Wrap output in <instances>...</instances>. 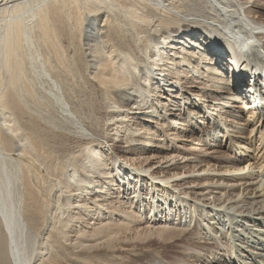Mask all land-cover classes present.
<instances>
[{"label": "bare ground", "instance_id": "1", "mask_svg": "<svg viewBox=\"0 0 264 264\" xmlns=\"http://www.w3.org/2000/svg\"><path fill=\"white\" fill-rule=\"evenodd\" d=\"M145 30L153 36L140 37ZM72 49L106 93L93 114L57 80ZM43 99L54 127L77 138L75 151L56 150L71 164L61 193L72 222H45L30 184L17 193L25 164L1 152L0 222L12 264L47 263L58 233L90 253L137 242L143 264H264V0H0V149L35 160L40 141L21 118L40 114ZM99 125L112 130L103 136ZM35 212L56 241L35 236Z\"/></svg>", "mask_w": 264, "mask_h": 264}, {"label": "rangeland", "instance_id": "2", "mask_svg": "<svg viewBox=\"0 0 264 264\" xmlns=\"http://www.w3.org/2000/svg\"><path fill=\"white\" fill-rule=\"evenodd\" d=\"M210 24H213V25H216V26H218L220 29H221V31H222V34L223 35H225V30H226V27L225 28H222L221 27V25H218V24H215L214 22H209ZM151 33H154V32H151V31H149V30H145L144 31V34L142 35H140V37H149V35L150 36H153ZM117 38H118V35L119 34H114ZM136 35V32L134 33V36ZM145 35V36H144ZM127 36H131L130 34H128ZM154 36H155V34H154ZM119 37H123V35H122V33H120V35H119ZM128 40L130 39V37H128L127 38ZM133 42V40L131 41V43ZM111 44V43H110ZM110 44H109V46L108 47H110ZM112 45V44H111ZM76 49V48H75ZM74 49H72V51L70 52H68V55H69V58L67 57V59H68V61L66 62L67 64L65 65V72L61 75V76H58L57 78V80H58V82H60V84H61V86L63 87V90H64V92H65V94H66V96H69L71 99H73V100H75L76 102H80V103H84L85 104V102L86 103H88V104H85L84 105V108L85 109H89V111L88 110H86V111H88L89 113H92L93 111H95V108L96 107H98V104H100V100H99V98L97 99V97H99V96H105L106 95V93L102 90V89H99L96 85H94L93 84V82H91L90 80H89V78H87V77H89V74H87V71H86V66H85V63H84V58H83V55L81 54V51L78 49V50H74ZM73 54V55H72ZM72 61H73V63H72ZM67 68V69H66ZM70 68V69H69ZM72 75H71V74ZM32 74H33V76H34V80H35V83H36V85L38 86V85H40V83H42L43 81H41L40 80V78L38 77V75H36L33 71H32ZM74 76V77H73ZM79 78V79H78ZM63 79V80H62ZM66 79H68V80H66ZM88 79V80H87ZM68 82V83H67ZM92 84H91V83ZM94 87H93V86ZM9 85H7L6 87H8ZM44 86V85H43ZM46 86L47 85H45V89H48V88H46ZM48 87V86H47ZM39 88V90L37 91V95L38 96H46V93H44V92H47V91H45L43 88V90L42 89H40V87H38ZM70 88H71V90H70ZM68 89V90H67ZM96 90L98 91V92H96ZM40 91H41V94H39L40 93ZM44 91V92H43ZM39 92V93H38ZM103 92V93H102ZM77 96H83L84 98H83V100H82V98L80 97H77ZM95 96V97H94ZM79 99V101H77V99ZM87 98V99H86ZM80 99H81V101H80ZM94 101V102H96L97 100V104L95 103V104H93L92 102V100ZM92 102H91V101ZM96 100V101H95ZM82 101H84V102H82ZM95 106H93L92 104ZM39 104H42L41 105V107L39 108L40 109V114H37V115H32L28 110H25L24 112H25V114L24 113H22V118H21V122L22 123H24L25 124V127L26 126H31V127H33V128H35V130H36V133H34L35 135H33L34 137H33V139L34 140H38V141H40V144L38 145L39 147H37L38 149L37 150H39L38 151V154H40V155H36L35 154V156H36V158H35V160H37L36 162H38V165H37V163L35 162V160H33V161H31V160H28L26 157H22L21 156V154H20V152L19 151H17V150H15V149H8V148H3V150L2 149H0V154H1V152L6 156V157H8V159L6 158V160L7 161H13V163L14 164H12V163H10L11 165H15V164H17V163H24L25 165V168H20V173H21V171H23V169H25V171L26 172H29L28 174H29V176H28V174H27V177H26V181L27 182H23V177H22V179H21V183H20V185H17L16 186V190H17V193H20V194H24V192H25V190L27 189V184L29 183L30 185V187H31V191L32 192H34L35 193V195L34 196H39L40 198H38L39 200H37L36 201V199H35V201H34V203L35 204H39V205H41V206H44V209L46 210V211H44V213L46 212V214L45 215H47L48 216V214L50 215V216H48V218H45V222H46V220L47 219H49L50 218V221H52L53 223H55V224H53V225H55L57 228H59L57 225H60V223L62 224L63 223V221H65L64 222V225L65 226H67V224H69L68 222L70 221V222H72L71 221V219H68L69 217H67V215H68V212L69 211H71V209H66V208H68V206H64V203H65V199L67 200V192L66 191H64L63 193H61L62 191H63V189L62 188H64L65 187V184L63 183V182H65L66 183V180L68 179V176L71 174V167H69V164L70 163H68V161H67V154H63V152L62 151H60V152H56V150L58 151L59 149H61V147H64V148H66V149H71V150H73V151H75L76 150V147H77V138H76V136L74 137L73 135H71L68 131H67V127L66 126H58V125H55V127H54V122H50V120H49V117H50V114L52 115L54 112L53 111H47L46 112V109H47V106H49V105H47V103H46V101H44V99L43 100H41V102L40 103H38V105ZM48 104H49V101H48ZM91 104V105H90ZM88 108H87V107ZM90 106V107H89ZM50 107H52V106H50ZM93 108H94V110H93ZM90 109H92V110H90ZM135 111H137V110H135ZM49 112H51V113H49ZM49 113V114H48ZM59 112H56V115L54 116L55 118H54V120H58L57 122H60V123H62L63 124V119H62V117H60V114H58ZM47 114V115H46ZM93 114V113H92ZM41 115V116H40ZM59 115V116H58ZM123 115V114H122ZM121 114H120V116L118 117V118H121V116H122ZM114 116V118L116 117V115H113ZM62 120V121H61ZM243 118L242 119H240L239 121L240 122H243ZM42 121H44L43 123H42ZM0 122H2V120L0 121ZM48 122V123H47ZM47 123V124H46ZM114 123H116L115 125H118L119 124V122H117V121H115ZM48 125V126H47ZM64 125V124H63ZM98 125V124H97ZM44 126V127H43ZM100 125H99V129H100ZM253 127L252 126H250V127H248V129L249 130H245L244 132H245V136L246 137H249L250 136V134H251V132H249L251 129H252ZM109 129L110 130V132H111V130H112V126H110L109 128H107V127H105L104 129L101 127V132L102 133H104V135L103 136H107V133H109V130L107 131V130ZM50 132H52V133H50ZM112 132H114V131H112ZM115 132L116 133H118V131L117 130H115ZM159 135V134H158ZM157 135V136H158ZM39 137V138H36V137ZM40 137H43V138H40ZM48 137V138H47ZM52 137H54V138H52ZM56 138V139H55ZM226 138L228 139L229 138V135L228 136H226ZM53 139V140H52ZM43 140V141H42ZM50 142H52V143H49V141ZM45 141H48V142H45ZM74 141H75V143H74ZM58 142V143H57ZM47 143V144H46ZM54 143H55V145H54ZM72 143V144H71ZM45 145V146H44ZM47 145H49L48 147H47ZM51 145V146H50ZM71 145H73L74 147H72ZM2 146V145H1ZM41 146V147H40ZM53 146V147H52ZM54 147H55V150H52V151H54V152H56L55 153V155H57V156H55L53 153L54 152H52V151H50L51 149H54ZM56 147H57V149H56ZM227 145H226V148L225 149H223L225 152H226V155H228V154H231V152L227 149ZM1 148V147H0ZM45 148V149H44ZM41 149H43V151H40ZM47 149V150H46ZM7 150V151H6ZM46 150V151H45ZM50 151V152H49ZM10 152H13V153H10ZM45 152V153H44ZM47 152H48V154H47ZM95 152V148L93 147V148H91L90 150H88L87 151V153L89 154V155H91L92 156V153H94ZM51 153V154H50ZM113 153V152H112ZM10 154V155H9ZM44 154V155H43ZM50 154V155H49ZM42 155V156H41ZM46 155H48L49 156V159L47 158L48 156H46ZM52 155V156H51ZM43 157V158H42ZM124 157V156H123ZM122 157V160H124L125 161V159ZM11 158V159H10ZM16 158V159H15ZM49 160H47V159ZM53 158V159H52ZM15 159V160H14ZM34 159V158H33ZM44 159V160H43ZM17 160V161H16ZM19 160V161H18ZM21 160H23V161H21ZM45 160H46V162L48 161V163H44L45 162ZM15 161H16V163H15ZM247 161H249V160H246V163H247ZM28 163H30L29 165H28ZM39 163H40V165H39ZM41 163H43V164H41ZM67 163V164H66ZM35 164V165H34ZM48 164V166L50 167L49 168V170H47V169H44V167H45V165H47ZM51 164V165H50ZM19 164H17V166H18ZM28 165V166H27ZM37 165V166H36ZM41 165H43V166H41ZM56 165V166H55ZM71 165V164H70ZM30 166V167H29ZM40 166V168H38ZM48 166H46V167H48ZM62 166H64V167H62ZM30 168V169H28V168ZM31 167L32 168H34V169H31ZM52 167V168H51ZM69 167V168H68ZM27 168V169H26ZM57 168V169H56ZM129 168V167H128ZM55 169V170H54ZM30 170V171H29ZM46 170V171H45ZM35 171V172H34ZM49 171V172H48ZM57 171V172H56ZM59 171H62V172H60L59 173ZM181 172V171H180ZM52 173H53V175H52ZM64 173H65V175H64ZM34 174V175H33ZM50 174V175H49ZM33 175V176H32ZM38 175V176H37ZM46 176V177H45ZM38 177V178H37ZM32 178V179H31ZM36 178H37V180H36ZM44 178V179H43ZM51 178H52V180H51ZM43 179V180H42ZM64 179H66V180H64ZM44 180H46V181H48V182H46V181H44ZM38 183H36V182ZM44 181V182H43ZM54 181V182H53ZM80 181V179H78V182ZM81 181H83V180H81ZM91 181H93V180H91ZM35 182V183H34ZM46 182V183H45ZM131 182L133 183V180H131L130 179V181L128 182V183H130V185H131ZM47 183H48V185H47ZM26 184V185H25ZM33 184V185H32ZM45 184V185H44ZM64 184V185H63ZM80 184H83L82 182L80 183ZM79 184V185H80ZM32 185V186H31ZM61 185H63V186H61ZM134 184H132V186H133ZM44 186V187H43ZM76 186H78V184H76ZM25 187V188H24ZM38 187V188H37ZM46 188V189H45ZM95 188H98V189H100L101 188V186H97V185H95ZM116 188H118V187H116ZM25 189V190H24ZM38 189V190H37ZM42 189V190H41ZM56 190V191H55ZM129 191H130V193L131 192H133V187L131 188V189H129ZM147 192L146 193H150V195L152 196V193H154V189L153 188H150V192H149V190H146ZM56 192V193H55ZM57 192H58V194H57ZM67 193V194H66ZM63 194V195H62ZM133 194H134V192H133ZM53 195V196H52ZM59 196V197H58ZM62 196V198H60ZM26 197H28V196H26ZM57 197V198H56ZM30 198H32V197H28L27 199H30ZM37 198V197H36ZM151 199H152V201H156L155 200V198H153V197H150ZM57 199H60L59 201L57 200ZM42 200V201H41ZM43 200H45V201H43ZM43 202H45V203H43ZM58 202V203H57ZM63 203V207L65 208V210H63V207L61 206V204ZM44 204H46V205H44ZM48 204H50V206L48 205ZM57 204H59V205H57ZM38 205V206H39ZM157 205V204H156ZM57 206H59V207H57ZM46 207V208H45ZM57 207V208H56ZM60 207H62L61 209H60ZM50 210V211H49ZM60 210V211H59ZM62 211V212H61ZM65 211L67 212V213H65ZM30 214V216L32 215L33 217H34V219H33V221H29V223H30V228L32 229V231L34 232V234H35V236H38V235H42V236H39V238H41L40 240H42V239H44V238H49L50 237V239L52 240V238L54 239V240H52V241H56L55 239H56V237H57V241L56 242H59V243H55V242H53V244H54V248L52 249V250H50V259H48V261H47V263H45V264H48V262L50 261V262H52L53 264H56V263H59V264H103V261H111V262H109V263H119V262H122V263H125V264H127V263H129V264H143V262H144V260H137L138 258H137V253H141V252H143V251H141V249H139L138 247H136L137 246V242H127V243H125V242H122V243H120V244H117V245H115V247L113 248V246L112 247H105V248H103V249H101V250H96L95 252H92V253H90V252H87V251H79L78 249H74V247L73 246H71L70 245V243L69 242H62L63 241V239L61 238V236H59L60 235V233H58L59 235H57L55 232H53L55 235H57L56 237L53 235V233H52V230L51 229H49V231L48 230H46L45 231V229L44 228H46V227H44V225H43V223H44V221L42 220V218L44 219V214H43V212H42V214L40 215H37V213L35 212V213H29ZM29 214H28V216H29ZM59 215V216H58ZM62 215V216H61ZM52 216V217H51ZM66 217V218H65ZM52 218V219H51ZM63 221H62V220ZM66 219H67V221H66ZM60 220V221H59ZM43 223H42V222ZM57 221V222H56ZM62 221V222H61ZM39 223H41V224H39ZM57 223V224H56ZM40 225V226H39ZM54 226V227H55ZM41 227H44V228H41ZM68 228V227H67ZM66 228V229H67ZM74 228H75V226H74ZM72 229V233H71V235L73 236L74 234H75V229H77V228H75V229ZM70 229V228H69ZM79 230V229H78ZM5 230H4V227H3V225L1 224V222H0V264H12L11 263V261H10V253H9V249H8V244H7V237H6V231L4 232ZM50 233V236L48 235ZM38 234V235H37ZM43 235H46V236H43ZM55 237V238H54ZM60 238V239H59ZM73 238V237H72ZM62 239V240H61ZM131 239H133L132 237H131ZM45 240V239H44ZM133 240H135V239H133ZM36 242H37V244H36ZM36 242H35V246H36V248L38 249V248H41V244H40V242L41 241H39L38 240V238H36ZM67 244V245H65V244ZM61 244H63V245H61ZM40 245V246H39ZM58 245V246H57ZM61 245V246H60ZM62 246H64V249H63V247ZM57 247V248H56ZM60 247H62L61 249H60ZM54 250H56V252H54ZM63 250V251H62ZM69 251V252H68ZM75 252V253H74ZM77 252V253H76ZM52 253H56L57 254V256H54ZM67 255H66V254ZM69 253H73V255H75V257L72 255V254H69ZM55 254V255H56ZM85 254V255H84ZM9 255V256H8ZM53 255V256H52ZM88 255V257H90V258H87V257H85V256H87ZM94 255H96V258L97 259H100V260H102V262H95L94 263V261L93 260H91L92 258V256H94ZM77 256H79L80 258H78ZM82 256V257H81ZM51 257H54L55 259H52ZM73 258H75V259H73ZM76 258H77V260H76ZM87 259V260H89V261H85V260ZM56 263H55V262ZM51 263V264H52ZM107 263V262H106ZM50 264V263H49ZM104 264H105V262H104Z\"/></svg>", "mask_w": 264, "mask_h": 264}]
</instances>
